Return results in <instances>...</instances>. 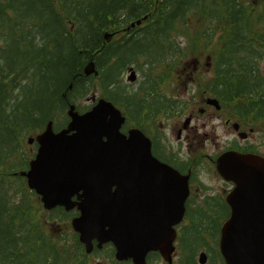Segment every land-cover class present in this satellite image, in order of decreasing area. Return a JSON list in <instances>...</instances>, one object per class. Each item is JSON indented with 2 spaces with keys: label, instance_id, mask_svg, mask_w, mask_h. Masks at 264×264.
<instances>
[{
  "label": "trees",
  "instance_id": "trees-1",
  "mask_svg": "<svg viewBox=\"0 0 264 264\" xmlns=\"http://www.w3.org/2000/svg\"><path fill=\"white\" fill-rule=\"evenodd\" d=\"M143 16L129 38L104 43L105 32ZM194 22L197 32L190 30ZM174 34L194 43L193 54L207 48L222 100L260 91L258 115H264V74L254 63L264 58V0H0V264H91L70 229L73 213L44 212L19 175L28 164L23 137L90 89L91 77L82 74L89 60L104 96L116 100L123 66L185 56ZM202 242L185 233L177 264H197ZM92 253L103 257L101 264H131L115 262L110 244ZM217 255L211 264H223Z\"/></svg>",
  "mask_w": 264,
  "mask_h": 264
},
{
  "label": "water",
  "instance_id": "water-1",
  "mask_svg": "<svg viewBox=\"0 0 264 264\" xmlns=\"http://www.w3.org/2000/svg\"><path fill=\"white\" fill-rule=\"evenodd\" d=\"M104 38L110 36L105 34ZM83 74H97L92 61L85 65ZM68 115L66 129L53 133L48 122L44 132L36 136L40 145L37 155L29 162V170L22 173L27 186L41 196L46 210L77 206L80 216L73 218L71 225L86 252L92 250L95 239L98 248L111 242L118 261L146 264V254L159 251L171 264L172 225L181 218L185 181L180 185L176 214L168 219L158 203V185L142 190L144 175L151 177L152 173L145 171L144 160L135 158L145 154L137 132L129 139L120 134L119 112L109 102L99 100L81 115L71 106ZM217 170L235 183L227 197L231 216L221 227L219 240L224 262L264 264V160L230 151L218 159ZM79 191L78 202L71 201ZM205 261V255L200 254L199 263Z\"/></svg>",
  "mask_w": 264,
  "mask_h": 264
},
{
  "label": "flooded vegetation",
  "instance_id": "flooded-vegetation-1",
  "mask_svg": "<svg viewBox=\"0 0 264 264\" xmlns=\"http://www.w3.org/2000/svg\"><path fill=\"white\" fill-rule=\"evenodd\" d=\"M196 69H200V62L199 67L197 62ZM164 92L161 82L156 83L154 90L152 84L145 81L140 109L135 110L136 102L133 98H129L125 104L128 110L123 113L125 121L121 126V132L128 137L131 129L140 130L150 142L152 156L179 175L187 177L189 194L184 203L183 220L176 229L183 223L221 225L230 213L225 197L233 185L223 180L216 171L212 174L218 180V186L214 188L209 184L211 174L208 167L211 164L215 168L216 157L214 158L213 153L207 149V142L210 141L207 126L217 120L218 125L223 124L231 130L238 126L239 130L245 127L232 117L223 118L220 113H225L222 109L224 107L215 109L207 105V88L198 95V99H188L189 105L183 107L180 112L174 106L163 113ZM166 92L167 95L171 94L169 91ZM225 104L228 105V102L225 101ZM183 116L184 119L180 123ZM164 120L169 121V125ZM167 130L170 132L166 133ZM249 130L252 128H248ZM171 138H174V143ZM224 146L227 147H223L224 150L237 148L243 150L244 147L236 140L226 142ZM261 153L264 156V150ZM167 206L173 207L174 204L167 202Z\"/></svg>",
  "mask_w": 264,
  "mask_h": 264
},
{
  "label": "rangeland",
  "instance_id": "rangeland-1",
  "mask_svg": "<svg viewBox=\"0 0 264 264\" xmlns=\"http://www.w3.org/2000/svg\"><path fill=\"white\" fill-rule=\"evenodd\" d=\"M257 2V1H256ZM198 29V22H194L190 30L192 32H197ZM173 38L176 42V46L179 48L178 50H181L183 53H185L184 57L179 58L177 53H173V57L165 59L164 57L160 59H155L149 64V66L144 65L143 67L139 68L135 64H128L126 66H123L119 70V75L122 76L121 80L117 81L119 82L117 85L118 90H125L126 92L129 93H134L136 92L140 86L144 85V82L148 79V77L152 76L153 78L157 77L159 72H162L166 68H168L169 65H167V62H172V67H173V77L171 74L170 80L163 85V89L165 91H169L171 94L167 95V98L170 100H178V101H184L189 95H191L193 92H198V85L200 82H204L207 78L210 77V69H209V62L212 60L211 55L209 54L207 48L202 49L200 47H196V52L193 54L189 50L188 46H193V44L189 43L186 39V37L181 36L180 34H174ZM207 43V42H205ZM188 47V48H187ZM198 62V67H199V62H200V69H196ZM141 64V62H139ZM138 63V64H139ZM254 63L256 64V69L259 71L260 74H264V58L261 59H254ZM139 64V65H140ZM133 67L136 72V79L133 82H128L126 80V77L128 75L127 68L128 67ZM180 75H184L185 77H180ZM97 84L95 85H90V89H88L81 97H77L74 100L77 101V106L81 107L82 109L89 107L94 101H96L98 98L101 97V90L99 89ZM116 87H114L115 89ZM173 93V94H172ZM34 100H36V96L33 97ZM94 98V101H93ZM47 100V99H46ZM48 107V100L43 101V109L46 111ZM225 110V113H220L223 118H230L232 117L233 120L236 121L232 113L226 108H222ZM66 111V107L64 109V114ZM184 116L180 119V123L183 121ZM64 119L62 117H58L55 121V125L63 122ZM165 121V120H164ZM169 125V121H165ZM219 121L215 120L213 121L210 125L207 126V134L208 137L210 138V141L207 142V149L210 151L218 150L222 148V145L224 142H231V141H238V142H243L247 143L249 145H261L260 152L264 150V120H259L258 122L253 123H244L245 132L248 133V136L246 139H241L237 136V134L234 132V130L222 125H218ZM218 125V126H216ZM253 126L252 131L248 132V127ZM59 126V125H58ZM61 127V126H60ZM170 131L167 130L166 133H169ZM252 132V133H251ZM24 141L23 144L25 143L26 139L29 137L28 135L24 136ZM171 141L174 143V138H171ZM25 148L26 152H28V147L23 145ZM221 147V148H220ZM31 148V147H29ZM29 156V155H28ZM211 178L209 181V184L211 187L216 188L219 184L218 180L215 179L214 175L212 174V170H210ZM214 171V170H213ZM226 186V185H225ZM207 237L206 239L208 240L206 243L202 242V246L199 247L203 248L201 249L202 251H207L208 255V261L206 264H211V259L210 257L212 255H217V245L215 244L216 242V236ZM198 249V250H199ZM198 250L196 252V260H197V254ZM178 257V252L174 255V264L175 261ZM216 260H219V256L217 255ZM91 264H101L103 262V257L101 255L93 254L90 256L89 259ZM152 264H163L162 260L157 259L155 263Z\"/></svg>",
  "mask_w": 264,
  "mask_h": 264
}]
</instances>
